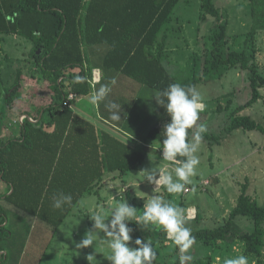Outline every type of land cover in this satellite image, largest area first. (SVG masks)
<instances>
[{
  "label": "trees",
  "instance_id": "1",
  "mask_svg": "<svg viewBox=\"0 0 264 264\" xmlns=\"http://www.w3.org/2000/svg\"><path fill=\"white\" fill-rule=\"evenodd\" d=\"M186 1L0 0V35L19 36L32 44L30 58L34 59L49 92L47 103L43 104L42 100L37 107L38 101L35 105L36 100H32L28 106L21 107L23 68H19L13 87L7 89L0 103L1 114L14 116V121L23 115L39 119L35 124L25 119L17 137L0 141V181L8 186L7 193L0 197L4 207L12 206L40 222L53 237L105 174H126L141 166L143 152L107 133H98L93 125L74 115L66 101L70 93L76 96L89 93L88 79L93 69L103 73L96 88L118 74L154 91H162L172 83L196 87L201 82L200 77L192 75L179 80L163 66L172 14L180 2ZM198 1L200 19L210 16L216 21V31L210 35L213 48L204 61L203 75L221 74L233 68H240L249 75L251 98L233 110L227 133L237 129L264 133V128L251 117L239 115L261 99L259 89L264 87V75L258 72L246 51L222 54L226 25L218 22L220 14L213 0ZM76 77L83 78V82L75 83ZM159 110L155 125L141 141L160 143L163 139L161 133L169 118L164 109L159 107ZM191 132L189 130V139ZM203 138L214 140L208 135ZM246 188V185L241 187L237 204L223 225L196 230L192 235L196 241L208 244L233 236L244 245V253L253 258L255 264H261L264 206L252 200ZM61 191L72 195V204L54 209L52 197ZM238 216H245L253 223L251 232L236 235L232 231V221ZM5 230V210L0 205V242L9 237ZM0 251H4L1 245ZM5 256L2 255V259Z\"/></svg>",
  "mask_w": 264,
  "mask_h": 264
},
{
  "label": "rangeland",
  "instance_id": "2",
  "mask_svg": "<svg viewBox=\"0 0 264 264\" xmlns=\"http://www.w3.org/2000/svg\"><path fill=\"white\" fill-rule=\"evenodd\" d=\"M213 1L220 14L218 22L226 25L222 54L234 50L246 51L252 56L258 72L264 75V0ZM200 14L198 0L180 2L174 9L168 29L174 35L171 48L175 66L170 68V74H174L179 80L192 75L200 77L201 82L196 85V89L203 97L205 109L199 117L205 119L202 124L207 128L206 133L215 136L218 142L216 147L210 149L209 141H201L196 153L200 159L196 169L197 174L191 178L192 183L185 186L190 188L191 192L185 195L183 191L178 194H169L163 189L165 194L156 193L150 188L151 185L145 184L144 189L148 196L143 202L145 203L150 196L156 195L164 197L165 200L179 207V203L183 201L186 207H198L199 211L201 210V213L206 215L212 213L213 219L210 216L211 220L205 221L204 219L205 222L201 220L199 222L207 228L214 229L228 220L230 212L237 204V198L243 185L247 187V195L259 206H264V133L243 129L234 130L232 134L227 133L226 128L233 110L251 98L249 75L240 68L228 69L221 74L207 77L203 75L204 61L209 58L213 48L210 35L216 31V21L210 16L201 20ZM4 37H6L3 38L6 49H0V103L3 102L7 89L13 87L19 68H23L21 71L23 88L19 92L22 104L28 106L33 97L38 102L43 100V104L47 103L49 101L47 83L42 80L40 72L37 71L34 59L30 58L32 44L19 36H14L23 42L18 43L19 45L14 40L11 41L12 36ZM145 89L148 93L147 100L156 107V102L152 99L155 91L148 87ZM259 92L262 96L260 101L244 109L240 114L248 115L264 128V87H261ZM84 103L91 106L89 101ZM13 124L16 125V121L13 122L0 112V141L11 138L16 131ZM215 143L216 141H213L211 145ZM218 172L221 174L213 178ZM111 174L113 173L106 175L107 181L117 175V173ZM198 177L211 181L208 187L205 186V192H201L199 188ZM115 181V190H118L121 181L117 178ZM95 192L82 198L57 232L53 233V237L40 222L30 219L28 215L12 206L4 207V202L0 201V205L5 210V231L9 234L8 238L0 242L6 254L3 259L0 255V264H87L85 256L92 254L95 246L77 249L76 244L83 239L85 232L92 228L90 217L93 212L101 207L109 210L117 204L114 203L111 208H108L112 205L109 203L103 206L106 203L104 197L108 196L105 186L98 192L103 202H99V197L95 196ZM130 206L137 209V215L143 211L140 203ZM69 226H72L71 231H68ZM186 226L191 230L198 227L188 222ZM128 227L132 229L130 247L135 246L133 242L137 238L152 243L156 252L153 264H180L182 255L191 257L190 260H185L184 264H223L225 259L235 258L241 254L247 256L244 253V245L232 236L217 243L215 248L207 247L204 241L197 240L188 253L184 254L173 243L169 246L162 245L166 237L163 231L157 237L154 227L141 225V229L135 221L129 222ZM252 229L253 223L245 216H238L232 221V231L236 235L251 232ZM100 235L102 237L103 233ZM96 251L98 252L95 254L96 259L101 264H110L103 257L104 251L101 248H97ZM247 257L249 264H255L253 258ZM261 258V264H264V247Z\"/></svg>",
  "mask_w": 264,
  "mask_h": 264
},
{
  "label": "clouds",
  "instance_id": "3",
  "mask_svg": "<svg viewBox=\"0 0 264 264\" xmlns=\"http://www.w3.org/2000/svg\"><path fill=\"white\" fill-rule=\"evenodd\" d=\"M74 82L82 83L83 78L76 77ZM116 83V79L113 78L101 84L90 93L89 102L92 105H99L105 101ZM152 99L158 107L164 109L169 118V122L163 126L161 133L163 139L160 144L162 159L170 162L173 167L171 171L151 167L142 169L139 174L143 181L155 186L154 190L163 187L169 194H178L185 190V185L192 183L191 178L197 174L200 159L196 153L203 134L207 131L204 124L198 123L199 114L204 111L205 103L195 86H182L180 83H172L162 91H155ZM105 108L110 114L108 117L110 121H121V104L108 101ZM189 130H193L191 139ZM72 201L71 194L57 192L52 197V207L62 209L70 206ZM90 220L92 228L86 231L83 239L76 244L77 249L95 246L94 252L85 256L87 264H101L96 259L97 248L104 251L103 257L110 264H153L156 252L151 242L137 238L133 242L135 246H129L132 242L130 235L132 229L128 227V223L133 221L140 228L141 225L144 227L151 225L163 231L181 253H188L196 243V237L186 226L185 209L159 195L150 196L143 204V211L139 215L137 209L130 206L123 197L114 208L105 210L101 207L93 212ZM71 229L72 226H69L68 231ZM190 259V256L182 255L180 264ZM223 264H249V261L247 256L241 254L235 258L225 259Z\"/></svg>",
  "mask_w": 264,
  "mask_h": 264
},
{
  "label": "crops",
  "instance_id": "4",
  "mask_svg": "<svg viewBox=\"0 0 264 264\" xmlns=\"http://www.w3.org/2000/svg\"><path fill=\"white\" fill-rule=\"evenodd\" d=\"M161 36H162V33H160L158 38L160 39ZM3 38L5 39L6 37L0 35V49L5 50L6 45L4 44L5 42H4ZM7 40H8V38H7ZM12 40H14V42L17 43V45H19L18 43H21V44L23 43L22 41H19L16 38H14V36H12L11 41ZM173 40H174V35H172V33L169 32L166 47H165V56L163 58V66L166 68V70L169 74H170V68L171 67L174 68V66H175L174 61L172 60L174 54H173L172 48H171L172 42H174ZM175 68H177V66ZM93 70H97V69H93ZM99 72H100V81H101V77H102L103 73L101 70H99ZM171 75L173 77H175L174 74H171ZM175 78H177V77H175ZM115 79H116L117 83L115 86H112V91L109 94V96L106 98L105 101L100 102L99 105H92L89 102L91 104V106H87L84 102L90 100V93L96 88V86H98L100 84V82H99L93 88L90 85V80H91V76H90V78L88 79V84L90 86L89 93L87 95H81V96H76L75 94L70 93V95H72L73 97L69 101L68 109L71 110L73 112V114L76 115L77 117H79V118L83 119L84 121L93 125L96 128V130L98 131V133H101V132L107 133L110 136H112L113 138L117 139L118 141H120V142H122V143H124L130 147H133L134 149H137V150L144 153V160H143V162L139 168L128 171L126 174H119L118 172H115V173H117V175L114 176V178L110 179L109 181H107L105 179L106 175L109 174V173H107L103 176L102 181L95 188H93L91 190V192L89 193V194H91L93 191L95 192V190H98L97 192H95L96 193L95 196L99 197L98 192L101 191L103 189V187L105 186V188H107L108 196L104 197V201H106V203L103 204V206H106L109 203L112 205L111 206L109 205L108 208H111L114 206L113 205L114 203H119L120 200L124 197L125 200L127 198L126 201L128 202L129 205L140 203L142 205L141 209L143 210V204H144L143 200L146 198V196H148V194L145 193L146 190L144 189V185L148 184V183L146 181L142 180V177L140 176L139 172L142 169H149L151 167H154L157 170L164 169L167 171H171L173 166H171L170 162L164 161L162 159V156L160 153V148H162V146L158 141H156V140L141 141L140 140L141 137H144L145 135H147V133L155 125L156 120L159 117V113H160L159 107L158 106L155 107V105L153 103H150V101L147 100L146 95L148 93L145 89L146 86H144V85H142V84H140V83H138V82H136L130 78H127L124 76L121 77L119 74L115 77ZM32 100L34 102V100H36V98L33 97ZM108 101H114V102L122 105L121 121L112 122L108 119L110 114L105 108V104ZM258 101H260V100H258ZM258 101L256 103H258ZM19 102H20L21 107H26V106H23L22 101H20V99H19ZM34 103L36 105L37 101H35ZM40 104H42V103L38 102V105H36V106L38 107ZM254 105H255V103H254ZM40 107L42 108V106H40ZM29 110H30V108H29ZM243 111H241L240 113H242ZM0 112H1V108H0ZM32 112L33 111L31 110V113ZM203 112H201L200 114H202ZM31 113H30V115H31ZM240 113H239V115H241ZM41 115L39 117H41ZM6 116L9 117L10 120H12L14 122V120H13L14 116L13 117L9 116V115H6ZM241 116H248V115H241ZM44 118H46V117H44ZM33 119L36 120L35 123H37V121L39 120L36 118H33ZM204 120H205L204 118L200 117L198 123H202ZM35 123H32V124H35ZM12 126H13V128H15L16 131L14 132V134L11 135V138L17 137L19 135L21 124L17 120L16 125L13 124ZM9 128H11V126ZM232 133H230V134H232ZM191 134H192V132H191ZM3 135H4V133L2 130V136ZM203 135H208V133L205 132ZM208 136L214 137V140H207L204 138L202 140L209 141L208 144H209L210 149L212 147H216V144L218 142L217 138L213 135H208ZM190 139H191V135H190ZM213 141H216V143L214 145H211V142H213ZM220 174L221 173L218 172L217 174H215L213 176V178H217V175H220ZM111 175H115V174L113 173ZM115 178H117L121 181V184L118 186V190H115V186H114V184L116 183ZM138 180H140V181H138ZM198 182H199L198 185H199L201 192H205L206 187L209 186V183L211 181L209 179L199 178ZM205 184H206V187H205ZM185 186H188V184ZM150 188L156 193L163 192V189H164L163 187H159V188L154 190V188H155L154 185H151ZM185 188H188V187H185ZM0 189H1L0 197H3L7 193L8 186L5 183H3L2 181H0ZM4 189H6L5 192H4ZM189 192H191V189ZM163 193H162V195H163ZM165 193H167V192H165ZM188 193H184V191H183L184 195L188 194ZM89 194H87V195H89ZM1 199L2 200H0V201L4 202L3 198H1ZM98 199H99V202H103L101 197H99ZM182 203H183V201L181 203H179V205H180V207L182 206L183 209H185V215L187 214V211H190V210L195 211V218H193V219H187L186 218V222L190 223L194 227H195V225L198 226L197 228H192V230H191L192 232L196 231V230H200V229H210L204 225H201L199 221L200 220L203 222L208 221L210 216H212L211 219H213L214 215L212 213L209 215H206L205 213L204 214L201 213V210L199 211L198 207H194V206L186 207L185 204L183 203V205H182ZM204 219H205V221H204ZM211 219H209V220H211ZM193 222H196V223H193ZM213 222H214V220H213ZM221 225H223V224H221ZM149 226L153 227L151 225H149ZM155 229H156L155 232L157 234V237H159L160 233L162 231L157 229V228H155ZM171 243L172 242L167 237H165L164 243H162V245L166 244V246H169ZM205 244H207V245H205L207 247H212V246H213L212 248L216 247V244H214V243L213 244L205 243ZM220 246L221 245H219V247ZM0 253H2V254H0L1 256L5 255L4 251H0Z\"/></svg>",
  "mask_w": 264,
  "mask_h": 264
},
{
  "label": "built area",
  "instance_id": "5",
  "mask_svg": "<svg viewBox=\"0 0 264 264\" xmlns=\"http://www.w3.org/2000/svg\"><path fill=\"white\" fill-rule=\"evenodd\" d=\"M99 82H100V72L97 70H93L91 73L90 85L94 88V86L96 84H98ZM72 97H73L72 95L68 96L67 101H66V105H68V103L72 99ZM25 119H27L30 123L36 122V120H34L33 118L28 117L26 115L19 117L18 122L22 125ZM161 152H162V148H160V153ZM205 186H206V184H205ZM189 191H190L189 188H185L184 193H188ZM186 218L187 219L195 218V211L194 210L187 211Z\"/></svg>",
  "mask_w": 264,
  "mask_h": 264
}]
</instances>
